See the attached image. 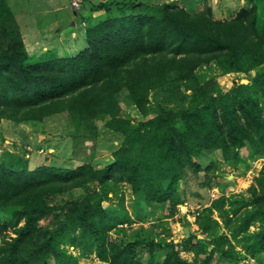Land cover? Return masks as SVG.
Returning a JSON list of instances; mask_svg holds the SVG:
<instances>
[{"label": "trees", "instance_id": "1", "mask_svg": "<svg viewBox=\"0 0 264 264\" xmlns=\"http://www.w3.org/2000/svg\"><path fill=\"white\" fill-rule=\"evenodd\" d=\"M108 1L90 5L110 13ZM249 1L252 6L232 18L214 20L210 7L197 10L195 2L191 7L175 0L133 6L122 0L116 13L85 26L83 49L30 60L0 0V121H41L67 113L89 136L104 118L105 127L122 135L113 164L101 168L83 161L76 167L52 162L29 169L26 160L11 153L0 160V208L11 210L8 220H0V264H47L49 259L77 264L78 256L91 254L107 264H212L264 252V163L247 196L213 198L195 212L202 236L191 233L179 243L140 232L124 245L117 243L109 232L120 224L119 214L106 211L101 198L91 194L63 204L47 202L51 195L90 183L107 192L112 184L126 182L136 195L135 219L152 214V221H161L194 198L181 189L188 178L196 180V194L213 187L223 192L219 168L245 171L243 146L249 145L252 158L264 157V0ZM211 64L222 75L256 72L223 89L198 72ZM124 105L142 117L122 116ZM119 203L123 210V200ZM157 207L167 209L166 216L157 214ZM213 210L221 223L211 217ZM50 214L57 220L42 225ZM254 222L258 228L250 230ZM70 234L78 256L59 247ZM139 246L148 249L145 261L138 258ZM180 246L190 259L180 254ZM163 248V258L156 259V249Z\"/></svg>", "mask_w": 264, "mask_h": 264}, {"label": "rangeland", "instance_id": "2", "mask_svg": "<svg viewBox=\"0 0 264 264\" xmlns=\"http://www.w3.org/2000/svg\"><path fill=\"white\" fill-rule=\"evenodd\" d=\"M91 0H79L78 6L72 9L69 5L64 6L60 0H1L5 9L10 13L14 25H17V34L23 43L24 48L29 54L30 60H33L46 52H53L56 55H73L86 46L83 39L84 28L97 20L116 13V7L121 4L122 0H109L112 5L110 13L102 10L94 11L90 5ZM100 1V0H99ZM133 6H139L141 3L149 5L159 4L171 0H127ZM97 2V0H96ZM179 5L191 7L194 2L197 10H203L205 7L211 8V17L214 20H225L232 18L241 8H250L253 4L249 0H175ZM189 2V3H186ZM190 4V5H189ZM194 5V6H195ZM195 6V7H196ZM135 8V7H134ZM264 15V10L262 11ZM200 74L206 79L213 77L222 86L227 89L232 80L247 81L255 74V69L250 73H228L219 74L216 65L203 66L198 69ZM126 91L120 92L119 98H123ZM121 115L133 119L141 118L138 111L132 106H123ZM152 116L149 114L147 117ZM106 118L96 121V133L89 136L82 124H76L73 118L67 113L53 114L44 117L41 121H23L12 122L9 120L0 121V160L5 159L8 153L16 154L26 160L29 169L41 164H70L76 167L83 161H88L93 167L101 168L105 165L113 164L114 159L112 152L116 150L122 142V135L119 132L108 129L104 126ZM249 145L243 146L240 150V156L248 162L245 171L241 169L233 170L227 165L220 166L219 170L222 175L218 176V182L226 185L222 192L219 188L206 189V193L196 194V180L188 178V183L182 182L181 189L185 192L188 199L187 203L178 206V210L172 217H167L161 221H152L154 216L148 215L144 220L135 219L136 195L133 194L126 182L112 184L111 188L105 192L104 187L97 183H90L85 187H78L67 192L51 195L47 198L49 204H63L71 199H81L87 194L93 198H101V205L108 212L119 214V222L109 234L117 243L124 245L140 232L139 235L146 236L149 239L158 240L164 236L166 240L172 239L173 242L179 243L191 233H202L195 223V212L205 206L216 196H237L239 193L247 196V187L255 183V176L260 173L264 157L249 155ZM215 156L221 160V154L216 151ZM222 161V160H221ZM241 167L244 164H240ZM244 173H243V171ZM190 191V194H189ZM202 192V190H201ZM120 199L123 200V210H121ZM229 207V204H226ZM9 209L0 208V220L5 221L10 218ZM157 214L165 215L168 210L155 209ZM166 216V215H165ZM211 217L221 223L220 216L216 210H213ZM132 221H131V220ZM52 214L43 218L42 225H52L56 221ZM133 220L135 222H133ZM250 230H256L258 223L254 222ZM166 228L170 230L167 234ZM226 231L221 228L219 232ZM229 231H227L228 233ZM10 232H8L9 235ZM74 234L62 237L59 247L78 256L79 249L73 245L71 238ZM136 235V234H135ZM2 237H0V241ZM180 254L188 259L192 257L189 251L178 247ZM240 250V255H245L239 245H235ZM158 256L156 259H162L165 249H156ZM146 246L137 248L138 258L146 260L148 257ZM77 264H107L99 261L98 258L91 254L87 257L77 258ZM47 264H53L49 259ZM212 264H264V252L257 253L256 257H241L237 262L233 260L225 261L215 259Z\"/></svg>", "mask_w": 264, "mask_h": 264}, {"label": "built area", "instance_id": "3", "mask_svg": "<svg viewBox=\"0 0 264 264\" xmlns=\"http://www.w3.org/2000/svg\"><path fill=\"white\" fill-rule=\"evenodd\" d=\"M71 5L77 7L78 6L77 0H71Z\"/></svg>", "mask_w": 264, "mask_h": 264}, {"label": "crops", "instance_id": "4", "mask_svg": "<svg viewBox=\"0 0 264 264\" xmlns=\"http://www.w3.org/2000/svg\"><path fill=\"white\" fill-rule=\"evenodd\" d=\"M99 0H97V2H98ZM96 2V0H91L90 1V4H92V3H97ZM63 4V3H62ZM64 6H66V5H69V4H63ZM70 6V5H69ZM71 7V6H70ZM72 8V7H71ZM102 12H105V11H102ZM105 14V13H104Z\"/></svg>", "mask_w": 264, "mask_h": 264}, {"label": "clouds", "instance_id": "5", "mask_svg": "<svg viewBox=\"0 0 264 264\" xmlns=\"http://www.w3.org/2000/svg\"><path fill=\"white\" fill-rule=\"evenodd\" d=\"M79 0H77L78 2ZM100 1H105V0H100ZM68 4L72 7V9H74V6L71 5V0H68ZM79 5V4H78Z\"/></svg>", "mask_w": 264, "mask_h": 264}, {"label": "water", "instance_id": "6", "mask_svg": "<svg viewBox=\"0 0 264 264\" xmlns=\"http://www.w3.org/2000/svg\"><path fill=\"white\" fill-rule=\"evenodd\" d=\"M63 4H68V0H60Z\"/></svg>", "mask_w": 264, "mask_h": 264}]
</instances>
